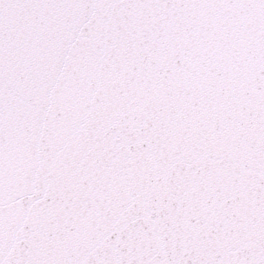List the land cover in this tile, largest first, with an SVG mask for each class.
<instances>
[{"label": "snow or ice", "instance_id": "1", "mask_svg": "<svg viewBox=\"0 0 264 264\" xmlns=\"http://www.w3.org/2000/svg\"><path fill=\"white\" fill-rule=\"evenodd\" d=\"M0 264H264V0H0Z\"/></svg>", "mask_w": 264, "mask_h": 264}]
</instances>
